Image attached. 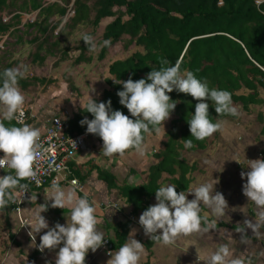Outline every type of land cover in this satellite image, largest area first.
<instances>
[{
	"label": "trees",
	"instance_id": "1",
	"mask_svg": "<svg viewBox=\"0 0 264 264\" xmlns=\"http://www.w3.org/2000/svg\"><path fill=\"white\" fill-rule=\"evenodd\" d=\"M260 8L264 9V0ZM70 11L73 14L68 16ZM23 13L35 14L34 20L23 22ZM107 18L112 20L103 27L98 41L101 46L98 59L103 60L119 42H123L125 50L131 46L138 49L110 63V76L105 79L107 87L100 99H95L97 102L111 99L113 110L130 115L117 96L123 85L114 83L113 79L145 78L153 68L160 67L161 59H166L168 66L179 63L181 72H193L206 80L210 88L229 91L233 104L241 105L245 112L252 106L264 105L261 94L264 91L261 69L264 68V14L257 11L255 0H0V44L4 36L15 38L9 49L3 50L0 46V71L20 66L18 59H12L10 49L28 39L34 47L30 57L34 63L43 64L50 56L55 58L53 64L59 65L71 59L74 51H78L73 60L76 65L91 63L93 49L83 40L79 46H72L68 38L83 26L91 27L86 34L93 36ZM105 40L110 41L107 46L103 44ZM49 81L33 75L18 80V85L27 89ZM168 95L175 100L170 102H177L176 107L164 121L169 122V127L163 134L161 147L155 154L157 162L150 166L146 182L117 186L121 198L132 205L134 215L151 205L149 199L155 197V190L163 185L165 174L169 182L176 185L177 192H187L198 167L195 163L189 164L183 152L203 151L208 147L210 136L203 140L190 136L187 119L197 101L176 90ZM84 117L93 118L91 113L80 109L67 119L66 135L86 132L87 125L80 124ZM225 118L235 116L218 115L209 101V119L216 122ZM259 118L262 121V117ZM3 122L20 126L15 119ZM148 134H144L143 142ZM189 139L192 147L186 149L184 142ZM129 230L130 222L119 225L115 239L110 240L113 250L126 243ZM154 242L157 241L149 238L147 248Z\"/></svg>",
	"mask_w": 264,
	"mask_h": 264
},
{
	"label": "clouds",
	"instance_id": "2",
	"mask_svg": "<svg viewBox=\"0 0 264 264\" xmlns=\"http://www.w3.org/2000/svg\"><path fill=\"white\" fill-rule=\"evenodd\" d=\"M261 0H255L257 11L264 14L260 8ZM85 44L94 49L96 43L89 34L81 38ZM110 41L105 40L107 46ZM160 67L153 68L145 78L133 80H116L122 84L117 91L119 103L127 108L130 115L121 110H113L111 99L97 102L92 96L82 109L92 114V119L84 117L80 124L87 125L86 132L99 136L102 141L101 152L106 157L113 154H123L129 148L143 151L144 134L151 131L159 132L158 125L163 124L175 109L176 103L168 93L176 90L190 95L197 101L190 119H187L191 137L203 140L211 136L222 127L221 121L212 122L209 119V101L219 114L238 115L233 105L231 94L227 90L210 88L208 82L198 78L193 72H181L180 64L168 66L166 59L159 61ZM26 66L7 68L0 71V169L12 170L7 175L0 176V206H6L9 200H14L12 190L19 187L22 192L27 190L25 184L19 181L35 177L33 169L36 158L39 131L27 124L20 123L17 114L24 103L18 80L25 78ZM22 115V113H19ZM131 117V118H130ZM17 120V124H5L3 121ZM184 147L191 148L192 140H185ZM248 171L241 172V178L246 177L242 186L243 194L257 206H264V159L249 160ZM237 162L241 163L239 160ZM52 207L64 208L66 204L73 205L70 212V222H57L49 227L41 212L36 217V223L25 222L23 226H30L29 235L35 240L32 232L39 233L41 229H48L40 237L38 249H56L63 243L56 254L55 264H85L86 254L95 252L105 242L103 234L97 230L95 208L83 196L73 199L71 192H66L56 184L52 185ZM193 194L188 199V194ZM156 203L147 207L139 216L138 223L143 227L144 234L151 240L164 245L171 244L178 235H187L201 230V222L207 223L206 217L200 215V205H208L217 216L223 215L227 206L224 195L214 191L212 183H202L189 192L176 191V185L171 183L161 185L155 190ZM214 227V226H213ZM258 224L245 220L242 227L236 231L243 233L246 228L256 230ZM159 230V231H158ZM205 231L208 229L205 228ZM244 236V235H243ZM242 236V238H243ZM143 244L135 238L112 252L107 264H138L143 253ZM229 256L226 246L218 248L205 261L206 264H225ZM232 264H239L232 261Z\"/></svg>",
	"mask_w": 264,
	"mask_h": 264
},
{
	"label": "crops",
	"instance_id": "3",
	"mask_svg": "<svg viewBox=\"0 0 264 264\" xmlns=\"http://www.w3.org/2000/svg\"><path fill=\"white\" fill-rule=\"evenodd\" d=\"M34 18L35 14L23 13V22L28 20L33 21ZM107 19L110 20L106 24L112 20L111 18ZM6 39L15 41L13 37L4 36L3 42ZM25 43L31 44L29 39ZM16 52L14 51V53ZM17 58H19L18 54L12 59ZM44 63L40 65L44 66ZM36 76L50 80L43 85L54 84L58 81L56 77ZM77 88L79 89L78 85ZM105 88L99 94L91 96L94 99H100ZM21 92L25 99L20 109H27L29 115L26 124L36 128L39 131V136L44 134L49 121L53 117H60L66 123L67 119L72 118L82 109L81 106H85L89 99L92 98L86 99L85 95H83L85 91L79 90L77 94H79L81 99L63 103L61 101L62 97L54 96L50 92L33 97L27 92ZM251 111L252 108L249 112L246 111V113H253ZM259 116L262 117V121ZM256 117L260 120V133L263 134V138L258 143L255 139L250 141L246 139L248 135L247 130L240 127L238 130L239 136H236L237 139H233V145L231 144L234 147L232 150L230 149L231 157L225 158L226 156L223 155L222 157L219 155V172L223 178L226 177V174L233 178H241V173L235 167V160L239 159L240 154H243L242 157L247 167L250 163L249 160L257 159L256 150H264V132H262L264 110L259 111ZM238 118L239 114L235 118L221 120L222 127L219 130L221 135L223 123L227 120H237ZM168 127L169 122L166 121L159 127V132L149 133L143 142L142 153L138 152L135 148H129L123 154H113L111 157L104 156L101 152L102 144L98 142L95 136L89 135L85 139V149L77 151L72 155L67 162L68 170L62 174L61 181L56 184L66 192H71L74 200L85 195L87 196V199L95 208V215L98 220L97 230L103 234L104 239L114 240L119 225L130 222V230L126 242L131 238H135L143 244L144 249L138 264H177V261L181 257L187 258L185 252L182 253L181 250H178L180 247L177 246V241L180 238L186 240L188 234L178 235L168 245L154 242L148 249L146 241L150 237L144 234L143 227L138 223L142 212L134 215L132 213V205L126 203L118 191V187L126 183L137 185L146 182L150 166L157 162L155 154L161 147L163 134ZM248 170L250 169L247 167ZM0 176L3 175L0 173ZM64 176H67V179L63 180ZM73 178L78 180V186L70 183V180ZM164 178L169 179L166 174ZM52 185L53 183H48L41 188L32 187L27 201L19 212L11 209L10 202L6 206H0V219L5 220L8 233L7 237H3L4 239H8L6 242L0 240V264H55L56 254L59 247L63 246V243L61 242L56 249H45L41 252L37 246L39 245L41 235L47 232L48 229H41L39 233L33 231L32 235L33 237L35 236V240H32V237L29 235L30 226H23L24 219L35 224L36 217L40 212L48 222L50 228L54 227L57 222L66 224L67 217L70 222V212L73 205L66 204L64 208L52 207L51 199L49 198L53 191ZM155 201V197L149 199L151 205L155 204ZM201 208L203 209L204 207L201 206ZM200 215L206 217L201 212ZM206 219L207 223H201V228L212 229L214 226L215 232H219L220 244L226 246L229 250V256L226 258L225 264H232V261H238L239 264H264V206H257L250 200L247 204L240 203L238 200H232L231 203H227L223 215L219 216V220L213 222V226L210 225V221H213V219L207 217ZM245 220H250L253 223L256 222L258 224L256 230L253 231L251 228H246L243 233L236 231L237 228L242 227ZM115 251L118 250H113V252ZM110 258L111 255H107L105 249L101 246L95 252L89 250L85 257V264H107Z\"/></svg>",
	"mask_w": 264,
	"mask_h": 264
},
{
	"label": "rangeland",
	"instance_id": "4",
	"mask_svg": "<svg viewBox=\"0 0 264 264\" xmlns=\"http://www.w3.org/2000/svg\"><path fill=\"white\" fill-rule=\"evenodd\" d=\"M69 15H71V11L68 13V16ZM109 20L110 19L103 20L101 23L102 25L95 30V34L92 36L96 43V47L90 53L93 58L91 63H81L80 65H76L73 60L78 55V51H74V53H71V59L62 62L59 65H54L53 62L55 58L49 56L46 63H44L45 65L41 66L40 64L31 61L30 57L34 50L33 45L26 44L24 42L23 45H18L11 48V57L14 58V56L18 54L19 58L17 59L20 61V66L27 67L25 77H31L33 75H45L56 77V80H58L54 84H35L34 86L27 89H22L19 86L20 90L27 92L32 97L41 96L50 92L53 93L54 96L62 97L61 101L63 103H67V101H78L81 99L79 94H77L79 90L85 91L83 95H85L86 99H89L91 95L99 94V92H101L104 87H107L105 79L109 75L108 66L110 63L114 60L125 58L138 49L135 46H131L128 50H125L123 48V42H119L108 51L106 57L103 60H99L98 53L101 46L98 41L101 38L103 26ZM91 30L92 28L89 26L80 27L69 36V43L72 46H79L82 43V39H80L81 36L90 32ZM7 41L8 44L6 49H9L14 41L11 39H7ZM14 51L17 52L14 53ZM76 84L79 86V89L77 88ZM261 94L264 97L263 90L261 91ZM233 105L237 108L239 118L237 120H227L224 122L222 135L219 130L214 132L209 137L208 147L205 150L196 152L184 151L183 157L189 164L195 163L198 167L197 171L192 174L193 182L189 191L194 190L202 183H212L214 185V191L222 193L228 204L231 203L232 200H238L240 203L242 202L247 204L249 200L243 194L241 186V184H244L246 181V177L243 179L238 177L233 178L226 174V177L223 178L222 174L219 172V155L222 157L224 155L226 156L225 158L230 156V149L232 150L234 148L232 146V141L235 138L237 139L236 136H239L238 130L240 127H243L247 130L248 135L246 136V139L250 141L255 139L258 143L259 140L263 138V134L260 133L261 123L256 115H258L259 111L264 110V105L252 106L251 112L253 113L251 114H247L244 110H242L239 104ZM0 108H2V106H0ZM261 153V149L256 150L257 159H262ZM242 155L243 154H240L239 159L235 160V167L239 170V173L242 171H247V167L244 163L245 160L243 159ZM237 160H239L241 163L237 162ZM169 183L170 182L168 178L164 180V185ZM187 198L192 199L193 194H188ZM156 202L157 201H155V203ZM201 206L204 208L202 209ZM200 209V212L204 216L213 219V221H210L211 226H213V222L219 220V216L215 215L208 205L201 204ZM4 236H8L7 226L5 220L1 218L0 240L6 242L8 239H4ZM184 240L185 239L180 238L178 240L179 243L177 241V246L180 247L178 250H181L182 253H186L187 258L181 257L177 261V264L178 262L179 264H206L205 260L210 257L218 248L223 246L219 241V232H215L213 227L207 231L201 228L200 231L192 232L188 234L185 242Z\"/></svg>",
	"mask_w": 264,
	"mask_h": 264
},
{
	"label": "built area",
	"instance_id": "5",
	"mask_svg": "<svg viewBox=\"0 0 264 264\" xmlns=\"http://www.w3.org/2000/svg\"><path fill=\"white\" fill-rule=\"evenodd\" d=\"M71 14H73V11H71ZM7 44L8 41L6 39L2 42L1 48L5 50ZM261 69L264 71L263 67H261ZM19 113H22V115H19ZM19 113L17 116L20 123L25 124L29 118L27 109L21 108L19 109ZM65 126L66 123L62 118L53 117L49 121L44 134L39 136L36 148L37 155L33 164L35 177L21 180V182H24L27 187L25 192H22L18 186L12 190V195L15 199L9 200V202L13 211L19 212L21 210L23 204L28 199L29 191L32 187L41 188L48 183L57 184L60 182L62 174L68 170V160H70L75 152L85 149V139L89 135L95 136L98 142L103 144V141L99 136L87 132L72 136L66 135ZM3 155L4 153L0 151V156ZM8 171L14 175L12 170ZM8 171L6 169H0L1 175H7ZM65 179H67V176L63 177V180ZM70 183L76 186L79 185L76 178L70 180ZM25 222H28V220L24 219L23 224ZM104 240L105 242L101 246L105 249L106 254L110 255L113 252V249L110 247V240L108 238H105Z\"/></svg>",
	"mask_w": 264,
	"mask_h": 264
}]
</instances>
